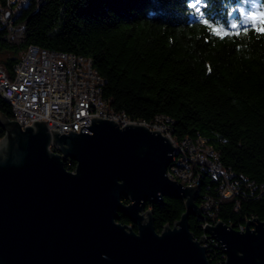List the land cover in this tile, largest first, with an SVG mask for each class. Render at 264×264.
Returning <instances> with one entry per match:
<instances>
[{"label":"trees","instance_id":"trees-1","mask_svg":"<svg viewBox=\"0 0 264 264\" xmlns=\"http://www.w3.org/2000/svg\"><path fill=\"white\" fill-rule=\"evenodd\" d=\"M9 6L0 0V66L9 77L30 45L89 58L113 110L145 123L168 118L173 137H202L218 153L237 193L221 198L220 180L201 172L195 202L212 203L188 217L194 238L206 222L240 229L264 220V35L252 22L264 0H28L14 19ZM214 28L228 35L218 38ZM2 118L11 110L0 96ZM65 167L74 170L75 161ZM145 209L160 232L181 217L184 200L167 193ZM207 254L210 264H224L218 243Z\"/></svg>","mask_w":264,"mask_h":264},{"label":"water","instance_id":"water-1","mask_svg":"<svg viewBox=\"0 0 264 264\" xmlns=\"http://www.w3.org/2000/svg\"><path fill=\"white\" fill-rule=\"evenodd\" d=\"M0 125V264H210L204 236L188 225L201 214L198 188L168 178L173 145L158 130L95 116L61 134L41 121ZM167 193L185 210L159 232L145 202ZM203 232L220 244L224 264H264V220L243 229L216 221Z\"/></svg>","mask_w":264,"mask_h":264},{"label":"built area","instance_id":"built-area-1","mask_svg":"<svg viewBox=\"0 0 264 264\" xmlns=\"http://www.w3.org/2000/svg\"><path fill=\"white\" fill-rule=\"evenodd\" d=\"M27 2L28 0H8L11 6L7 9L13 11V19ZM1 12L2 9L0 19H5ZM6 13L8 15L9 12ZM83 69L82 61L81 67H73L72 54L50 51L35 45L28 46L23 57L14 65L11 77L0 66V96L10 105L11 119L21 127L41 121L46 124L50 133L55 129L59 134L79 132L82 125H89L94 116L112 119L123 127L128 123L127 119L121 118V113L102 100L96 87H90L88 79L83 76ZM141 125L158 130L168 138L165 128L160 127V122ZM50 148L54 150L52 145ZM201 168H208L213 179L220 180L218 194L221 198L237 193L238 182L233 179V175H226L222 171L215 157L198 155L197 150L191 148V143H187V137L177 141V149H173L171 162L166 170L168 178L179 181L184 186L195 185L196 174ZM175 172H183V179H175ZM211 203L212 200H205L199 208L207 211ZM215 222L204 223L202 230L206 224ZM202 235L206 249L210 241L218 243L204 232Z\"/></svg>","mask_w":264,"mask_h":264},{"label":"bare ground","instance_id":"bare-ground-1","mask_svg":"<svg viewBox=\"0 0 264 264\" xmlns=\"http://www.w3.org/2000/svg\"><path fill=\"white\" fill-rule=\"evenodd\" d=\"M72 58H73V67H81V61H82V64L84 67L83 76H85L88 79L90 87H96L98 94L102 95L101 94V85L103 84L104 80L93 69L92 64H91V60L89 58L77 56L74 54H72ZM102 100L110 106L107 99L102 97ZM118 113H121V118L127 119L128 123H138L139 122V124H147L144 121H138V120L130 118L123 111H118ZM169 121L170 120L168 118H165V117L163 118V120H161V117H157L155 120V122H160L161 128H165L166 134L168 135V138L173 145V149H177V141L184 140V138L177 139L176 137H173L171 135V133L168 131V125H167L168 124L167 122H169ZM187 143H191V148H194L195 150H197L198 155H210L211 157H215L218 165L220 167H222V171H224L226 175H232V173L230 171L226 170L221 165L219 157H218V153L214 149H212L208 144H206V140L204 138L196 137V138L191 139V138L187 137ZM201 172H209V169L208 168L199 169V172H197L196 178H195L196 188H198L200 185ZM175 179H183V172H175Z\"/></svg>","mask_w":264,"mask_h":264},{"label":"snow or ice","instance_id":"snow-or-ice-1","mask_svg":"<svg viewBox=\"0 0 264 264\" xmlns=\"http://www.w3.org/2000/svg\"><path fill=\"white\" fill-rule=\"evenodd\" d=\"M259 22L260 27L255 28L254 31L260 33L261 35H264V12L259 13L258 16L253 15L252 17V22L256 23ZM232 27H236L235 25H233ZM213 32H215L216 36L219 37H223V36H227L228 33L227 32H221L219 31L217 28L213 29Z\"/></svg>","mask_w":264,"mask_h":264},{"label":"rangeland","instance_id":"rangeland-1","mask_svg":"<svg viewBox=\"0 0 264 264\" xmlns=\"http://www.w3.org/2000/svg\"><path fill=\"white\" fill-rule=\"evenodd\" d=\"M21 1H22V0H21ZM12 3H13V5H14V2H12ZM13 5H12V6H13ZM18 8H19V7H18ZM8 104H9V103H8ZM10 110H11V109H10ZM0 120H1V119H0ZM11 120H12V119H11ZM1 141H2V138L0 139V143H1ZM1 149H2V148H1Z\"/></svg>","mask_w":264,"mask_h":264}]
</instances>
